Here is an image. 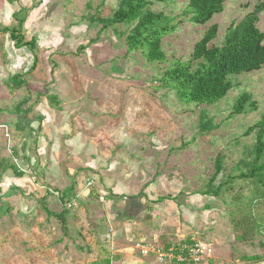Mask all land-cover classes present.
Returning <instances> with one entry per match:
<instances>
[{"label": "rangeland", "instance_id": "obj_1", "mask_svg": "<svg viewBox=\"0 0 264 264\" xmlns=\"http://www.w3.org/2000/svg\"><path fill=\"white\" fill-rule=\"evenodd\" d=\"M5 1L22 9L24 35L28 40L36 36L37 47L35 52L26 47L10 52L8 37L0 33V264H48V224L62 225L44 210L52 187L48 178L57 181L58 206L68 211L72 193L62 194L59 187L70 185L69 172L82 175L85 184L93 181L79 167L85 150L76 153L64 145L56 150L60 169H48V135L53 133L62 140H94L107 154L111 150V157L115 145L120 150V140L110 143L114 133L133 134L134 145L150 142L147 156H139L137 148L128 150L135 179L164 176L190 194L205 191L216 157L222 155V171L214 181L215 186L222 183L221 193L201 195L202 215L207 219L216 210L231 225L248 213L254 219L248 235L264 243V200L246 208L254 184L237 176L248 170L241 161L248 159L255 142L254 133L244 132L264 112V67L231 77L233 89L214 104L187 103L160 81L175 61L191 59L194 44L211 24L218 31L210 45H221L228 27L264 0H226L224 10L205 24L190 20L189 0L154 1L151 9L175 23L162 40L165 60L156 62L147 61L142 49L127 50L124 25L102 29L97 17L110 16L119 0ZM15 23L13 19L11 26ZM257 27L264 32V10ZM35 56L36 67L30 70ZM17 74L22 80H12ZM243 91L252 94L257 110L232 114ZM49 94L55 97L52 102ZM201 110L215 125L210 132L200 131ZM71 223L77 229L79 220ZM238 225L234 231L241 234L244 226Z\"/></svg>", "mask_w": 264, "mask_h": 264}, {"label": "crops", "instance_id": "obj_2", "mask_svg": "<svg viewBox=\"0 0 264 264\" xmlns=\"http://www.w3.org/2000/svg\"><path fill=\"white\" fill-rule=\"evenodd\" d=\"M17 10L18 6L0 0V23L11 26L12 13ZM4 34L10 52L26 50L27 47L16 48L9 33ZM61 137L48 135V169H60L56 150L64 145L76 153L85 150L86 160L79 167L91 175L93 183L88 187L82 175L70 172V185L61 183L62 194L72 189L68 202L71 209L65 215V228L48 224V264H163L153 254H143L139 245L166 246L192 239L205 240L213 246L211 257L199 264H264V243L255 236L241 237L216 210L205 219L200 209L201 195L180 192L174 180L164 176L135 179L128 150L137 148L139 156H147L150 142L134 145L133 134L116 131L110 143L120 140V150L115 145V156L111 157V150L107 154L104 148H97L94 140ZM48 184H52L48 187V209L60 213L57 196L61 193L54 191L57 181L51 176ZM78 220L77 229L72 230L71 222ZM254 255L261 258H249Z\"/></svg>", "mask_w": 264, "mask_h": 264}, {"label": "trees", "instance_id": "obj_3", "mask_svg": "<svg viewBox=\"0 0 264 264\" xmlns=\"http://www.w3.org/2000/svg\"><path fill=\"white\" fill-rule=\"evenodd\" d=\"M154 1L166 0H119L118 6L108 17H97L102 24V29L124 25L127 32L125 42L128 51L142 49L149 62L165 60V52L162 40L169 32L174 30L173 18L161 11H154L151 6ZM226 0H189L186 13L190 14V20L196 24H205L215 14L224 10ZM21 10L14 11L12 18L16 23L12 26H1V33H9L10 39L16 48L27 47L35 52L37 37L26 39L24 35V23L26 16L21 15ZM264 10V2L257 4L251 12H248L237 24L228 27L221 45H210L216 38L218 25L211 24L203 36L194 44L191 59L188 61H175L168 67L160 78L164 86L176 90L180 99L195 105L214 104L222 100L233 89L234 82L231 77L246 72L260 70L264 67V32L257 27L259 13ZM37 57H34L30 70L36 67ZM22 80L19 75H14L12 80ZM48 99L55 100L54 95L49 94ZM257 110V102L248 91H243L234 101L232 114L250 113ZM200 131L210 132L215 125L208 117L207 111L200 112ZM254 133L255 142L249 151V157L242 160V164L248 170L240 172L238 177L249 179L253 184L251 197L246 201L245 207L250 208L259 201L264 200V112L260 119L249 126L245 135ZM216 171L209 179L205 191L201 195L218 197L221 193L222 183L217 186L214 181L222 171V155L216 157ZM72 189L66 191L69 192ZM182 192V191H181ZM45 198V197H44ZM44 198L42 201H44ZM164 198L160 197L159 199ZM237 201L240 199L237 197ZM48 217L58 218L62 228H65L68 210L63 209L60 213H54L44 206ZM251 215L244 214L239 222L243 224L241 237L252 234L253 227L249 221ZM254 219H251V221ZM249 224V225H248ZM259 260L260 255L249 257Z\"/></svg>", "mask_w": 264, "mask_h": 264}, {"label": "built area", "instance_id": "obj_4", "mask_svg": "<svg viewBox=\"0 0 264 264\" xmlns=\"http://www.w3.org/2000/svg\"><path fill=\"white\" fill-rule=\"evenodd\" d=\"M92 183L90 180L87 185ZM100 200L103 201L104 197H100ZM139 247L143 254H153L157 261L163 264H199L213 253L210 242L197 239L182 240L166 246L141 244Z\"/></svg>", "mask_w": 264, "mask_h": 264}]
</instances>
